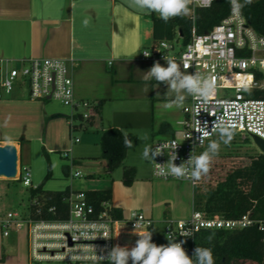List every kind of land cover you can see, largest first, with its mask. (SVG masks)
Wrapping results in <instances>:
<instances>
[{
  "label": "built area",
  "instance_id": "2783aa9c",
  "mask_svg": "<svg viewBox=\"0 0 264 264\" xmlns=\"http://www.w3.org/2000/svg\"><path fill=\"white\" fill-rule=\"evenodd\" d=\"M196 7L208 6H204V0H192L188 16L191 21ZM174 50L172 40H162L143 49L140 56L145 61L174 59L182 71L213 79L215 91L207 100L190 95L182 110L186 119L179 123V134L151 143L152 150H162V154L153 160L152 177L160 181L188 182L193 190H197L200 181L194 184L188 176L159 175L157 164L167 167L173 144L177 146L174 149L177 166L187 161L191 154L199 156L207 143L217 136L214 121L223 122L235 134L264 141V99L254 96L264 90V37L247 25L241 13L234 14L230 3L228 15L217 25L203 34H197L192 27L189 41L172 55ZM185 64L189 65L187 69ZM73 65L57 59H30L19 71L10 67V61L0 60V89L5 95L11 94L15 80L23 77L28 99L54 100L75 112L78 123L73 122V117L68 119L70 132H74L85 127L97 111L94 103L75 99L70 72ZM198 122L200 127L205 123L208 125L209 135L202 141L201 134L195 130ZM71 142L77 143L78 139L72 136ZM71 176L80 177L78 173ZM30 178L29 168L18 165L14 181L35 190ZM63 203L65 217L55 207H45L43 199L29 197L26 214L8 211L0 219L4 237L13 229L26 230L28 264H104L109 260V250L114 247L116 228L146 233L152 228V222L141 213L132 212L125 219L114 218L108 201L95 206L86 200L83 191H70ZM254 224L259 231L264 230L249 213L238 219L209 217L202 206L195 205L187 220L170 223L164 233L168 242L177 243L179 238L187 237L185 233L192 235L203 229L233 231Z\"/></svg>",
  "mask_w": 264,
  "mask_h": 264
},
{
  "label": "crops",
  "instance_id": "0c3cea01",
  "mask_svg": "<svg viewBox=\"0 0 264 264\" xmlns=\"http://www.w3.org/2000/svg\"><path fill=\"white\" fill-rule=\"evenodd\" d=\"M151 15L160 18L158 13L141 9L132 0H0V60L71 62L75 99L99 106L100 120L111 102L132 101L140 106L137 114L151 121V142L172 138L181 131L179 123L186 119L182 110L190 95L185 93L182 106L166 108L164 105L176 94L155 79L144 80L155 63L167 67L166 61H145L140 56L143 49L153 45ZM3 95L0 93V97ZM70 111L71 115L62 117L76 118L75 112ZM92 123L91 120L88 124ZM20 142L23 140L6 139L0 141V146L13 144L20 155ZM110 203L116 219H125L112 193ZM11 234L16 240L11 243L13 247L10 242L4 247L2 240ZM139 234L148 233L116 228L114 246L131 249L141 238ZM11 250L16 251V258L11 257ZM0 264H28L25 229L10 230L4 237L0 226Z\"/></svg>",
  "mask_w": 264,
  "mask_h": 264
},
{
  "label": "rangeland",
  "instance_id": "374dc122",
  "mask_svg": "<svg viewBox=\"0 0 264 264\" xmlns=\"http://www.w3.org/2000/svg\"><path fill=\"white\" fill-rule=\"evenodd\" d=\"M172 41L175 50L171 54L175 55L180 51L183 40L175 35ZM24 66L25 62L10 63V67L19 71ZM0 93H3L1 89ZM139 107L132 101H113L107 106L102 120L95 113L91 125L70 132L68 119L62 117L71 115L70 109L54 100L28 99L26 84L19 76L13 84L12 93L3 95L0 100V141L23 140L24 143L20 142V155L16 146L17 167L29 168L33 186L40 184L45 177L43 152H46L51 165V178L43 186L44 191L58 192L67 186L72 190L110 189L122 216L127 218L132 212L141 213L152 222L151 242L166 246L165 228L170 223L188 219L195 205L201 207L208 187L202 183L197 190H193L188 182L165 183L152 177L153 160L143 158L144 148L150 147L154 141L151 142L149 134L151 121L137 114ZM73 122L78 123L75 118ZM111 126L120 131L123 139L127 136L133 142L132 147L125 146L123 160L112 171L108 161L102 157L100 145L102 132L111 129L108 128ZM72 136L78 139L77 143L71 142ZM210 141L220 143L214 160L241 159L260 154L252 138L245 135L233 133L230 143L224 145L218 132ZM209 142L202 153L208 149ZM220 168L221 172L225 170L224 165ZM73 173H78L80 177L72 178ZM28 194L29 189L19 182L0 180V218L8 211L26 214ZM13 241H16L15 235L11 234L2 240L3 246L11 245L12 248ZM10 255L16 258V251L11 250Z\"/></svg>",
  "mask_w": 264,
  "mask_h": 264
},
{
  "label": "trees",
  "instance_id": "16d2710c",
  "mask_svg": "<svg viewBox=\"0 0 264 264\" xmlns=\"http://www.w3.org/2000/svg\"><path fill=\"white\" fill-rule=\"evenodd\" d=\"M240 3L244 4V0H240ZM229 4L230 0H211V6L196 7L193 11V21L186 16H176L166 23L161 18L151 15L153 44L162 40L170 41L175 35H179L185 44L191 37L192 27L197 34L208 32L228 15ZM240 13L247 25L264 37V0H252L240 10ZM254 96L264 99V90L256 92ZM99 109V106H96L97 113ZM100 145L102 157L108 161L109 170H114L125 155L123 136L117 129L103 131ZM43 155L46 160L45 177L35 190H29L28 198L36 196L43 199L45 207H55L65 217L63 198L70 190L68 187L58 192L43 190V186L51 178L48 155L46 152H43ZM222 165L225 170L221 172ZM202 183L208 187L202 210L209 217L238 219L249 213L250 218L260 222L264 229V154L247 155L241 159H213L208 174L200 179V185ZM83 193L86 200L95 206L101 201L111 200L110 190ZM112 215L114 218L117 217L114 213ZM177 242H183L182 247L193 260V264L196 247L210 248L214 264H264V230L259 231L257 224L233 231L203 229L179 238ZM104 264L112 262L109 259Z\"/></svg>",
  "mask_w": 264,
  "mask_h": 264
},
{
  "label": "clouds",
  "instance_id": "9594fccd",
  "mask_svg": "<svg viewBox=\"0 0 264 264\" xmlns=\"http://www.w3.org/2000/svg\"><path fill=\"white\" fill-rule=\"evenodd\" d=\"M132 2L141 9L158 13L160 18L167 23L172 17L189 15L191 12L189 5L192 0H132ZM251 2L252 0H244V4H241L240 0H230L234 14H239L240 10ZM204 6H211V0H204ZM144 55L148 56L147 53ZM166 62L167 67L161 66L158 62L155 63L144 76L145 81L155 79L159 83L168 85V89L176 94L175 99L164 105L166 108H170L173 105L182 106L186 98L185 93L205 100L214 93L215 82L213 79L202 77L199 73L189 74L186 71H182L174 59H168ZM188 67V64L184 65L185 69ZM207 129V123L203 127L199 126V122L197 123L195 130L201 134V141L209 135ZM213 129L218 130L224 145L230 143L233 138V131L227 125L223 124V122L214 121ZM132 143L125 136V146L130 148ZM176 147L175 144L172 145L173 151L169 154L166 168L157 164L158 174L163 176L172 175L176 178L188 176L195 184L200 181L202 176L208 174L213 158L219 153L220 143L210 141L206 151L199 156L191 154L190 158L179 166L174 163L177 159V155L174 152ZM161 154L162 150L160 148L152 150L146 146L143 151V158L145 160H154L156 156ZM139 235L141 238L131 249L116 245L109 250L108 258L112 264H129V260H131L132 264H193V260L182 247L183 242H170L166 246H157L151 242V233ZM185 235L190 236L191 234L185 233ZM209 240H211V237H209ZM193 256L195 257V264H214L210 248L196 247Z\"/></svg>",
  "mask_w": 264,
  "mask_h": 264
},
{
  "label": "water",
  "instance_id": "95a60500",
  "mask_svg": "<svg viewBox=\"0 0 264 264\" xmlns=\"http://www.w3.org/2000/svg\"><path fill=\"white\" fill-rule=\"evenodd\" d=\"M260 154H264V141L251 137ZM17 171V149L13 144L0 146V180L14 181Z\"/></svg>",
  "mask_w": 264,
  "mask_h": 264
}]
</instances>
